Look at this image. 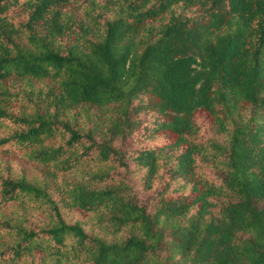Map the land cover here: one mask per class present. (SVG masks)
<instances>
[{
    "label": "trees",
    "instance_id": "16d2710c",
    "mask_svg": "<svg viewBox=\"0 0 264 264\" xmlns=\"http://www.w3.org/2000/svg\"><path fill=\"white\" fill-rule=\"evenodd\" d=\"M0 264H264V0H0Z\"/></svg>",
    "mask_w": 264,
    "mask_h": 264
},
{
    "label": "rangeland",
    "instance_id": "374dc122",
    "mask_svg": "<svg viewBox=\"0 0 264 264\" xmlns=\"http://www.w3.org/2000/svg\"><path fill=\"white\" fill-rule=\"evenodd\" d=\"M12 157H13V159H15L16 158V155H13V153H12Z\"/></svg>",
    "mask_w": 264,
    "mask_h": 264
}]
</instances>
